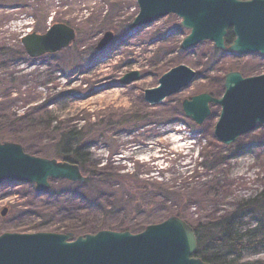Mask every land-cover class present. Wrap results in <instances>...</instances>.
I'll use <instances>...</instances> for the list:
<instances>
[{
  "label": "rangeland",
  "instance_id": "obj_1",
  "mask_svg": "<svg viewBox=\"0 0 264 264\" xmlns=\"http://www.w3.org/2000/svg\"><path fill=\"white\" fill-rule=\"evenodd\" d=\"M137 13L136 0H0V130L25 136L38 151L21 144L24 151L46 158H53L49 151L60 132L82 130L96 168L137 172L143 180L184 193L189 207L183 219L194 225L264 190V126L224 145L213 135L219 108L213 107L210 118L197 127L183 114L181 101L215 92L228 71L263 74L264 61L250 55L221 58L213 55L210 41L182 50L189 31L180 26V18L169 14L147 27L129 29ZM53 23L74 29L72 43L55 53L27 55L21 38L43 34ZM107 31L113 39L97 49ZM180 64L196 73L189 86L148 104L144 91ZM130 72H138L140 79L121 85ZM23 115L24 122L39 119L46 128L9 126ZM237 146L245 147L243 154L233 153ZM214 155L223 164L212 166ZM205 163L212 169H205ZM73 184L52 181L48 191H57L56 196L37 194L33 184L0 185V211L11 208L0 216V235L34 233L23 227L44 218L63 222L83 202L67 192L76 188ZM243 224L247 229L254 221L245 217ZM243 262L264 264V249L244 252Z\"/></svg>",
  "mask_w": 264,
  "mask_h": 264
},
{
  "label": "water",
  "instance_id": "obj_2",
  "mask_svg": "<svg viewBox=\"0 0 264 264\" xmlns=\"http://www.w3.org/2000/svg\"><path fill=\"white\" fill-rule=\"evenodd\" d=\"M138 13L129 29L147 27L160 18L174 14L181 27L189 30L181 49L209 40L215 48L246 55L264 56V0H136ZM231 29L234 39L227 47L224 37ZM75 39L74 30L54 23L44 34L34 32L22 39L30 57L55 53ZM113 34L105 32L96 48L103 49ZM195 72L178 65L165 72L158 86L146 89L144 100L154 105L186 88ZM140 79L138 72L124 75L119 83L127 85ZM210 104L220 107L214 137L224 145L264 125V74L242 77L229 72L224 77V93L213 97L200 93L184 98V115L200 126L210 115ZM51 180L82 183L85 177L76 164L31 155L18 143L0 142V185L34 184L38 194L50 188ZM7 213V208L0 212ZM197 247L193 228L177 216L147 225L141 232L100 230L75 237L72 233L35 232L0 235V264H208L194 256Z\"/></svg>",
  "mask_w": 264,
  "mask_h": 264
},
{
  "label": "trees",
  "instance_id": "obj_3",
  "mask_svg": "<svg viewBox=\"0 0 264 264\" xmlns=\"http://www.w3.org/2000/svg\"><path fill=\"white\" fill-rule=\"evenodd\" d=\"M232 35L228 34L226 41ZM214 49V48H213ZM216 53L217 50L214 49ZM218 90L212 92L219 96L223 92V78L217 82ZM46 113V112H45ZM24 116V115H23ZM12 120L9 126L25 124L28 127L46 128L39 119L24 122L25 116ZM49 124V121L48 123ZM15 126V127H16ZM0 130V140H13L23 144L25 148L37 153L38 150L28 143L29 139L16 136L13 132ZM19 141V142H18ZM12 142V141H11ZM248 148V147H247ZM244 146H237L234 154H243ZM43 153V152H39ZM53 158L65 163L76 164L85 181L73 184L76 188H84L82 192L72 187L67 192L83 200L82 205L75 207L67 214L63 222L53 223L44 218L38 223L24 226L34 232L49 231L56 233H72L75 236L95 233L100 230L140 232L148 224L162 221L169 216L184 218L189 203L184 193L170 191L160 183H150L139 178V173H121L110 165L96 168L87 151L85 135L82 130L68 129L60 132L55 140ZM212 166L223 164V158L214 155ZM210 164V165H211ZM205 163L204 168L212 167ZM59 195L57 191H47ZM11 208L8 207V211ZM248 217L254 221V226L243 228V220ZM185 220V219H184ZM197 240L194 255L208 264H251L243 262V253L257 252L264 249V190L252 199L240 200L232 210L213 216L205 221L191 225Z\"/></svg>",
  "mask_w": 264,
  "mask_h": 264
},
{
  "label": "flooded vegetation",
  "instance_id": "obj_4",
  "mask_svg": "<svg viewBox=\"0 0 264 264\" xmlns=\"http://www.w3.org/2000/svg\"><path fill=\"white\" fill-rule=\"evenodd\" d=\"M229 32L232 35V38L229 41H226V37L228 36ZM233 39H234V35H233L231 29H228L227 34L225 36V45L229 46L232 43ZM213 48L214 47L212 45V53H214L217 56H220L221 58H231V57L238 58L239 56H248V55H250V56L256 57L259 60L264 61V56L259 54V53H257V52L249 53V54H246V55H238L236 53H227L226 51H217L215 53Z\"/></svg>",
  "mask_w": 264,
  "mask_h": 264
}]
</instances>
